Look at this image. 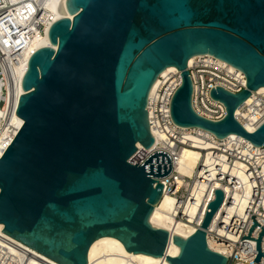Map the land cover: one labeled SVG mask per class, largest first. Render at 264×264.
<instances>
[{
    "label": "water",
    "instance_id": "1",
    "mask_svg": "<svg viewBox=\"0 0 264 264\" xmlns=\"http://www.w3.org/2000/svg\"><path fill=\"white\" fill-rule=\"evenodd\" d=\"M67 8L73 19L49 28L56 48L41 46L27 60L15 112L24 122L0 156V230L59 264H88L90 246L102 236L171 264H228L207 241L223 190L216 189L195 232L172 237L150 222L171 156L156 150L142 163L130 159L138 142L147 149L155 143L147 105L168 66L182 76L170 105L177 125L264 145V122L250 131L236 117L264 86V0H67ZM199 54L246 77L239 92L211 89L226 107L220 120L192 105L188 64ZM263 235L264 228L256 261ZM170 239L180 247L175 256L167 253Z\"/></svg>",
    "mask_w": 264,
    "mask_h": 264
},
{
    "label": "built area",
    "instance_id": "2",
    "mask_svg": "<svg viewBox=\"0 0 264 264\" xmlns=\"http://www.w3.org/2000/svg\"><path fill=\"white\" fill-rule=\"evenodd\" d=\"M188 69L193 83V108L201 116L212 120H220L226 114L224 103L211 97L212 88L222 86L232 92H239L246 87L243 71L210 54L195 55L192 63L188 64ZM157 81L154 91L149 96L147 110L152 134L157 133L162 138L160 142L155 140L154 145L148 149L143 145L142 147L137 145L138 149L130 160L134 163H142L150 153L156 151L154 150L156 147L163 145L172 150L171 154L167 153L172 158L173 169L169 175L161 178V182L166 184L163 193L175 196L179 205L183 203L196 205L197 211L193 221L189 218V212H185L184 209V220L195 225L196 230L201 226L209 203L215 199L216 189L220 188L224 192L223 206L227 200L232 201L227 198L226 188L234 190L235 186L240 184L241 192L246 197L243 212L240 213L238 208L230 213L224 209L218 218L215 214L207 228L208 245L210 247L212 245L225 255L228 264L264 262V255L256 261L257 239L264 228V145L255 146L250 141L232 135L219 139L213 133L201 128L177 125L171 117L170 105L173 94L182 81L181 71L176 67L168 69L158 76ZM240 109L248 115L244 119L255 126L253 129L255 130L264 122V90L252 91ZM236 117L243 124L238 114ZM193 137L213 143L211 148L205 149L207 151L205 154H210V159L207 162L204 154L193 174L183 175L174 167L177 153L183 147L205 151L195 146ZM238 162L244 165L241 169L247 176L246 182H242L240 177L233 173ZM217 182L224 188L217 187ZM215 219L217 222L212 227ZM254 220L258 225L250 232ZM0 237L6 239L1 235ZM261 250L264 254V235ZM30 257L26 252L21 256L13 255L0 243V264H51L37 257L34 258L38 263H31Z\"/></svg>",
    "mask_w": 264,
    "mask_h": 264
},
{
    "label": "bare ground",
    "instance_id": "3",
    "mask_svg": "<svg viewBox=\"0 0 264 264\" xmlns=\"http://www.w3.org/2000/svg\"><path fill=\"white\" fill-rule=\"evenodd\" d=\"M73 16L67 8V0H0V156L24 122L15 112L18 96L24 92L20 90V87L27 70V60L41 46L51 45L56 48L55 45L51 44L48 35L51 24L61 17L73 19ZM193 59L194 56L189 59V64L192 63ZM174 68L175 66H168L161 73H165L168 69ZM157 82L156 79L150 90V94L154 91ZM259 90H264V86L260 87ZM236 114H238L239 119L248 130L251 131L255 128V126L244 119L248 115L242 112L240 107L236 110ZM3 121L5 122L3 123ZM153 134L155 135L156 142H160L162 137L157 133ZM231 135L245 139L235 133ZM193 140L195 146L204 150L213 146L212 142L199 137H193ZM137 145L142 147L140 142ZM154 150H164L169 154L172 153V150L164 145L156 147ZM206 152V150L201 151L199 149L183 147L175 157V169L183 175H192L201 156ZM209 156L210 154H205L207 162L210 159ZM243 167L244 165L238 162L233 173L239 176L242 182H246L247 176L241 169ZM216 186L224 188L219 182L216 183ZM241 188L242 186L240 184H237L234 190L226 188L227 198L232 199V201L227 200L223 204L216 212L217 218L224 209L230 213L239 208V212H243L246 197L243 196ZM184 209L185 212H189V218L193 221L194 214L197 211L196 205L190 203L179 205L175 196L163 193L161 200L154 207L150 216V222L155 227L170 231L172 237L174 235L187 237L196 231V227L190 224V221L184 220ZM216 222L217 219L213 221L211 226L214 227ZM0 235L6 238L1 239L0 237V243L6 246L13 255L21 256L26 252L31 256V263H38L34 258L37 257L51 264H59L1 230ZM211 248L215 249L212 245ZM215 250L217 251V249ZM179 251L180 247L173 239H170L167 246V253L175 256ZM88 264L171 263L165 256L155 257L142 252H128L123 243L116 237L102 236L91 244L88 253ZM259 264H264V262Z\"/></svg>",
    "mask_w": 264,
    "mask_h": 264
},
{
    "label": "rangeland",
    "instance_id": "4",
    "mask_svg": "<svg viewBox=\"0 0 264 264\" xmlns=\"http://www.w3.org/2000/svg\"><path fill=\"white\" fill-rule=\"evenodd\" d=\"M4 122H5V121H3V123H4ZM3 123H2V124H3Z\"/></svg>",
    "mask_w": 264,
    "mask_h": 264
}]
</instances>
